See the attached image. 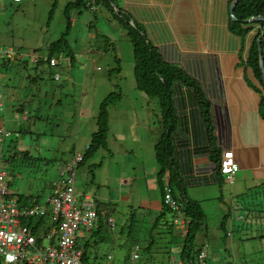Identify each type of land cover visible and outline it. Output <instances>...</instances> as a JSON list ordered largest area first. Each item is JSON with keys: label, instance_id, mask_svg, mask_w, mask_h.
<instances>
[{"label": "rangeland", "instance_id": "374dc122", "mask_svg": "<svg viewBox=\"0 0 264 264\" xmlns=\"http://www.w3.org/2000/svg\"><path fill=\"white\" fill-rule=\"evenodd\" d=\"M70 1L73 0H19V2L0 0V45L11 46L25 53L36 50L39 56H46L44 54L46 47L67 32L65 38L74 53L72 66H65L68 62L65 61L60 64L61 66L58 65L59 67L51 68V71L60 74L61 84L66 91L63 103L59 102L49 112L53 119L36 116L35 107L38 108L40 105V109L44 111L45 105H48L47 99L49 100L50 97H46L47 93L44 90L52 91L59 82L50 79L47 66L34 69L33 62L29 61L24 68L16 63L17 61L11 62L12 67L8 74L11 84L5 86L4 82L0 81L1 94L5 100L4 115L6 118L11 117L12 111L9 107L14 104L12 96L17 98L20 94L24 96L22 103H25V110L32 111L29 121L18 120L17 124L10 120L5 121L4 125L9 136L4 144V158L0 161V171L3 170L7 174L6 184L9 194L14 196L28 193L42 200L48 193L51 183L58 178L60 169L70 160L73 147L78 146L79 149H83L87 144L89 145L96 128V116L101 101L110 93L122 88L125 92L122 93L121 99L108 107L113 133L108 134L105 149L94 154L93 157L97 158V161L93 157L89 158L76 172L75 190L93 192L96 195V207L102 213L99 235L94 237H91V234L86 235V238L90 236L86 247L88 263L167 264L170 255L180 254L182 244L178 241L172 242L171 239L175 238L174 231L171 233L168 231L169 233L167 232L163 238L158 237V230L154 231L156 229L150 228V218H141L142 209L131 205L124 220L120 221L116 218L123 222L124 226L118 228L121 223L117 220L115 232L105 223L106 212L114 201L130 200L131 191L119 188L117 183L118 168L123 166L126 170L134 172L140 168V165L155 160L153 147L156 144L152 136L156 137L155 132L158 130L157 140L161 137V108L156 98H147L134 85L132 48L125 33L123 37L120 35L123 30L119 20L110 12H105V7L100 6L98 14L103 13L111 18L108 24L99 17L92 24V29H88V21L92 15L89 11L83 10L79 14L72 15L77 20L76 24H72L66 31L64 7ZM118 6L121 7V2H118ZM51 9L53 12L50 17ZM91 33H102L105 39L101 35L100 39H90ZM113 36L116 41L119 40L115 45L116 52L111 44L110 46L107 44L113 41ZM99 46L102 48L104 46L105 49L100 55L89 53V49L96 52ZM0 74H2L1 69ZM33 77L35 82H31ZM56 100L59 98L57 97ZM144 129L147 133L148 129L154 131L150 132L151 136L147 137L148 140L142 143L134 142L133 136L138 139ZM17 130L35 131V134H23ZM25 151L29 153L30 158H22ZM12 152L17 155L9 159L7 156L11 157ZM124 159L128 161L123 162ZM238 176L239 173L235 175L236 179ZM229 188L225 186L224 192L226 193ZM253 191L249 192L250 197L264 198L262 190L258 193ZM114 205L119 208L117 202ZM123 206L125 205H122V208ZM263 206H256V209ZM234 207L238 209L239 205L235 202ZM173 217L172 212L165 214L161 224L164 227L165 224L172 226ZM237 226L235 224L233 230V250L239 262L238 255L241 256L243 253V246L239 241L241 231L237 232ZM150 232L153 233L155 242L148 252L146 250L148 244L144 240H149L150 235L145 237V234ZM37 237L43 240L44 247L48 245V241L42 235L41 227L38 228ZM134 241L140 244L141 249L138 251L139 259L132 261ZM197 243L196 237L195 250ZM78 246L84 250L83 241L78 240ZM210 255H213L211 249ZM216 259L215 261L221 260V263L222 261L226 263L229 256L218 254ZM208 263L213 264L211 259Z\"/></svg>", "mask_w": 264, "mask_h": 264}, {"label": "crops", "instance_id": "0c3cea01", "mask_svg": "<svg viewBox=\"0 0 264 264\" xmlns=\"http://www.w3.org/2000/svg\"><path fill=\"white\" fill-rule=\"evenodd\" d=\"M114 2L117 7H119L118 2H121L119 8L127 11L134 21L144 26L148 40L160 49L161 55L166 60H172L170 58L173 55L176 56V60L172 61L185 73L199 80L210 102L213 141L209 139L207 125L192 92L180 85L174 89L173 108L177 117V128L172 137L173 159L183 185L187 189L184 192L185 195L197 202L205 216L204 225L197 235V251L203 245H207V261L211 259L213 264H264V206L256 209V206L264 205V198L250 197L249 193L251 190L256 193L261 190L264 192V120H261L259 116V103L263 90L256 83L252 71L246 69L244 64L250 45L261 27L254 25L243 40L231 34L228 29V0H114ZM102 7L106 8L105 12L108 11L106 6ZM99 10L100 6L91 14L88 29H92V24L99 17H102L106 24L109 23L111 18L103 13L98 14ZM79 13L81 12L75 10L69 12L70 25H75L77 21L72 15ZM121 27L123 31L120 35L123 37L125 30L122 25ZM100 35L103 36L102 33H91L89 38L98 39ZM117 42L119 40L116 41L113 36L111 43L115 52ZM71 50L73 51L72 48ZM102 50H105L104 46L103 48L99 46L96 52L89 49V53L100 55ZM67 58L68 62L65 66L70 67V58ZM197 61L205 68L197 70ZM208 64L213 69L208 68ZM52 73L59 74L52 71L51 75ZM213 78L217 79V83H213ZM249 81L259 92L250 86ZM61 83L60 77V82L52 91L44 90L47 93L46 97H50L49 100L47 99L48 105H45L44 111L40 109V105L38 108L35 107L40 117L53 119L49 112L59 102L63 103L66 91ZM119 90L121 93L125 92L122 88ZM57 97L59 100H56ZM5 120L17 124L20 120H26V116L13 113ZM111 126L112 118L110 117L109 135L113 133ZM151 131L154 130L148 129L147 133L144 129L141 136L137 137L138 139L133 136V141L142 143L148 140ZM155 133L157 136L152 137L156 144L159 141L157 140L158 130ZM86 146L83 149L74 146L72 153L74 150L84 151ZM216 149L220 152L218 157L220 161L223 152L231 151L239 166L232 183L227 182L224 176L216 170L217 166H220V161L218 164L211 158ZM7 157L11 158L9 155ZM3 158L4 156L0 161ZM93 159L98 160L94 157ZM127 161L124 159L123 162ZM158 172L159 168L155 160H151L146 165H140V168L134 172L126 170L123 166L118 168L119 188H126L131 192L129 193L130 200L113 202L114 204L117 202L119 208L110 203L111 207L106 212L105 223L109 219L113 220L114 229L112 231L115 232L117 229L118 219L122 221L126 218L125 214L131 205L142 209L144 214L142 215L140 211L141 218L147 217L153 221L159 215L162 210V188L164 193L168 181L166 179L161 186L158 182ZM237 173L239 176L236 179ZM52 183L45 196L51 193ZM225 186L230 187L226 193L224 192ZM75 194L79 201L83 200L84 196L92 199L96 212L102 214L96 207V195L93 192L75 190ZM14 196L18 198L17 195ZM36 198L39 199V197ZM235 202L239 205L238 209L234 207ZM30 203L29 201L28 204ZM179 203L181 204L180 201ZM122 205L126 207L122 208ZM180 208L183 211L182 204ZM182 214L184 215V212ZM132 216L134 218V215ZM119 220L121 224L118 228H121L124 224ZM235 224L238 225L237 232L241 231L239 241L243 246V253L241 256L238 255L239 262L233 250ZM86 237L83 235L78 240L86 241L90 236ZM210 249L213 255H210ZM218 254L221 256L227 254L228 262L215 261ZM86 260L88 262L87 256Z\"/></svg>", "mask_w": 264, "mask_h": 264}, {"label": "trees", "instance_id": "16d2710c", "mask_svg": "<svg viewBox=\"0 0 264 264\" xmlns=\"http://www.w3.org/2000/svg\"><path fill=\"white\" fill-rule=\"evenodd\" d=\"M90 1L95 2L97 6H103V5L106 6L110 14L113 17L117 18L121 23V25L123 26V29L125 30L126 33V37L128 38L131 47L133 49V60H134L133 74H134L136 89L142 92L143 94H145L148 98L151 99L156 98L161 108L162 133L159 141L156 143L153 150L154 158L159 168L158 182L159 184H161V186H163V182H164L163 179L167 177L168 186L172 190L173 197L177 198L183 205L184 216L188 223H187V233L185 236H181L180 231L175 230L176 231L175 232L173 224L172 226L165 224L166 227H164L161 224V221L164 218L165 214L171 212V210L163 203L164 193L162 188V210L153 221H149L151 223L150 228L152 230L156 229L154 231L158 230V235H159L158 237L160 238L165 237L168 231L170 233L171 231H174L175 238L171 240L172 242L178 241L182 244L180 256L182 257V259L185 261L186 264H190V262L191 264H194L192 262L194 256L204 246L203 245L198 251L197 249L196 250L194 249L196 244V237L201 231L202 226L204 225L205 216L202 212L201 207L197 204V202L190 200L185 195L184 193L185 187L183 185V181L179 176L178 167L175 166V162L173 159L174 147L172 144V137L177 128V117L173 108L174 89L177 85H180L189 89L192 92L196 100V103L201 111L202 118L207 125V132L209 134V139L213 141L214 140L213 132H212L213 121H212L210 102L207 99V95L199 80L194 76L185 73L180 66H178L177 64L174 63V61H172V60H176L175 55H173L170 58L172 60H166V58L161 55L160 49L156 48L148 40L144 26L134 21L132 16L127 11L117 7L114 0H74L73 2L67 3L64 8V16L66 18V31H68L71 26L69 21V12L73 10L77 12H81L83 10L89 11L88 4ZM232 1L233 0H228V6ZM52 12L53 9H51V12L49 13L50 17L52 15ZM234 16L237 21H233L230 19V17H228L229 20L228 29L231 34L239 37L241 40L245 38V36L254 27V25H259L261 27L260 30L258 31L256 38L252 41V44L250 45L248 56L246 61H244V64L246 69H250L252 71L256 83H258L263 90L259 103V116L261 120H264V85L262 82L261 70L259 67V52L257 45V39L260 36L262 30H264V23L255 22V21L249 24L244 23L245 20L251 17L264 18V0H240L234 8ZM65 35H67V32H65L56 41L50 43L46 47V52H44V54L46 55L45 57H47L48 59L52 57H57L60 54H64L66 57L70 58L69 62L72 66V63L74 61V53L71 50V47L68 45ZM110 44L112 45L111 47L113 49V44L108 43L109 46ZM260 45L262 49V56L264 59V37L261 38ZM16 50L19 51L18 49ZM31 53L38 55L36 50L32 51ZM0 61L2 62L0 64V69L2 71V74H0V81H3L4 82L3 84L7 86L8 84H11V79L9 78L8 74L10 73L12 64L10 61L7 60H0ZM16 63H19L24 68H26L29 61L17 60ZM33 64H34V69H40L41 67L45 68L47 66V69H49V73H50L49 74L50 79L56 82L54 80V74L52 73L51 75L52 67L49 65V61H43L42 59H40L37 62H33ZM207 67L213 69V67L210 64H208ZM203 68H205V66L197 61V70ZM212 81L213 83H217V79L215 78H213ZM31 82H35V77L31 79ZM249 83L250 86L254 88L255 91L259 92L258 89L253 87L254 85L252 82L249 81ZM0 94H1V89H0ZM121 95H122L121 91L117 90V92H113L107 95L99 104L98 112L96 116V122H95L96 128L91 136L88 149L85 151L84 160L81 163V165L84 164V162L89 158H92L94 154L97 153L99 150L105 149L107 136L109 134V121H110L108 107L114 104L115 102H118L121 99ZM12 97L14 104L13 106L10 105L9 110L12 111V114L13 113L17 115L24 114L26 116V121H29L32 110L31 109H29L28 111L25 110V103L24 102L22 103V99H23L22 97L24 96H21L20 94L17 98L15 96ZM36 110H35L36 116L40 117L39 112L38 111L36 112ZM17 131L23 134L24 133L35 134V131H31V132L29 130H17ZM28 154L29 153L25 151L22 154V158L25 159L30 158ZM219 154H220L219 150L216 149L214 155L211 157L213 161L218 164L220 161L218 158ZM16 155H17L16 153L12 154L11 159ZM234 161L237 164L235 159ZM216 170L219 174H221L219 165L217 166ZM177 192H179L178 195ZM17 196L21 205H28L29 201L32 203L33 200L35 199L37 200L36 197H33V195L28 193H24ZM97 217L99 218V221H97L98 227L93 229L91 233L92 234L91 237L98 236L99 231L102 227L101 217L98 212H97ZM132 230L133 228L130 229L129 231L131 232ZM148 235H150L149 240L148 241L144 240V241L146 244H148V246L146 245V250L149 252L151 250L150 249L151 245L155 242V239L152 236L153 235L152 232L145 234V237H147ZM143 236L144 234H142V237ZM88 241L89 240H86L84 244V252H83L84 258L87 256L86 247L88 246ZM135 245L139 246V250L141 249V246L138 242H135L134 246ZM197 248H198V244H197Z\"/></svg>", "mask_w": 264, "mask_h": 264}, {"label": "built area", "instance_id": "2783aa9c", "mask_svg": "<svg viewBox=\"0 0 264 264\" xmlns=\"http://www.w3.org/2000/svg\"><path fill=\"white\" fill-rule=\"evenodd\" d=\"M19 2V0H13ZM92 14L98 9L95 2L88 4ZM0 59L15 62L17 60L37 62L49 61L54 68L68 61L64 54L48 59L32 53L15 50L11 46L0 45ZM54 80L60 81L59 74ZM5 101L0 94V159L4 156V144L9 136L5 128ZM74 150L68 162L59 173V178L52 183V191L42 200H33L28 205H21L18 198L9 194L6 187V173L0 171V264H89L83 256V248H79L77 240L90 235L97 228V212L92 199L84 196L79 201L75 194L76 172L84 160L85 151ZM220 173L225 180L232 183L234 174L239 170L231 151H225L220 161ZM164 178L163 181H166ZM163 203L174 217L172 224L181 236L187 233V223L181 211L179 201L175 200L171 189L166 185ZM111 230L113 220L107 221ZM48 241L46 247L43 240L37 237L38 228ZM139 246L135 245L131 252V260L139 259ZM110 260V257H108ZM194 260V261H193ZM194 264H209L207 261V245H204L194 256ZM167 264H186L180 254L170 255ZM191 264V262H190Z\"/></svg>", "mask_w": 264, "mask_h": 264}, {"label": "water", "instance_id": "95a60500", "mask_svg": "<svg viewBox=\"0 0 264 264\" xmlns=\"http://www.w3.org/2000/svg\"><path fill=\"white\" fill-rule=\"evenodd\" d=\"M240 0H233L230 5L228 6V15L230 17L231 20L233 21H237L235 16H234V8L236 6V4L239 2ZM263 22L264 23V18L263 17H251L247 20L244 21V23H252V22ZM264 37V30H262V32L260 33V36L257 39V45H258V52H259V67L261 70V77H262V82L264 85V59L262 56V49H261V45H260V40L261 38Z\"/></svg>", "mask_w": 264, "mask_h": 264}]
</instances>
